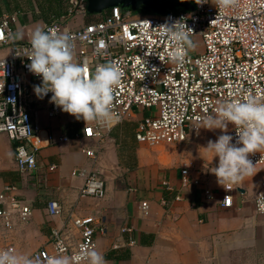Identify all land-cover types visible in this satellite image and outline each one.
Here are the masks:
<instances>
[{"label":"built area","instance_id":"obj_1","mask_svg":"<svg viewBox=\"0 0 264 264\" xmlns=\"http://www.w3.org/2000/svg\"><path fill=\"white\" fill-rule=\"evenodd\" d=\"M68 2L65 15L44 27L68 32L74 44V59L84 65L89 74L98 64L111 62L124 73L120 83L114 88L112 110L118 117L107 124L89 123L83 135L100 143L110 130L130 120L136 111H146L137 123L134 139L147 147L160 145H181L199 138L193 126L200 118L212 111L220 102L241 99L251 93L264 102V0H234L233 6L221 9L219 0H207L196 4L192 0L190 10L166 12L163 14H136L129 8L112 7L98 14L99 18L77 29H70L67 21L78 14H84L81 1L72 6ZM191 29L192 40L199 37L200 48L187 51L182 64L170 62L168 52L171 44L159 27L165 23L180 20ZM13 15H3L0 19V47L10 46V54L0 59V135H5L13 143V161L18 173L26 175L37 169L38 152L45 144L56 141L53 136L46 137L43 143L39 125L32 121L27 105L30 97L27 86L39 85L40 77L28 71L29 40L17 44L13 38L11 24ZM101 43L104 45L100 47ZM193 50V51H192ZM47 99L49 118L59 115L60 109ZM227 134L237 135L229 125ZM58 142H66L60 136ZM99 145L94 150L83 152L91 159L97 157ZM256 167L264 166V150L248 157ZM49 170H53L50 167ZM180 188L190 184L198 185L191 178V168L183 164L180 169ZM72 176L82 178L79 198L102 199L105 195L103 181L95 173L84 169H74ZM163 186H167L163 182ZM232 185H224L220 206L229 208L232 201ZM207 200L213 199L210 190L203 192ZM264 183L261 184L254 199V211L264 215ZM179 199L178 196L175 197ZM143 211L146 204L142 203ZM50 217L59 216L62 208L57 201L46 203ZM31 217L30 207L19 198L14 184L0 187V249L15 250L7 242V235L16 223L25 224ZM71 227L79 234L73 241L68 229L51 230L49 244L51 249L40 247L29 256L35 264H48L49 258L58 252L74 253L85 247H95L97 237L106 235L105 224L97 217L73 216ZM67 229V230H66ZM129 234L127 227L121 229ZM128 244H133L131 238Z\"/></svg>","mask_w":264,"mask_h":264},{"label":"crops","instance_id":"obj_2","mask_svg":"<svg viewBox=\"0 0 264 264\" xmlns=\"http://www.w3.org/2000/svg\"><path fill=\"white\" fill-rule=\"evenodd\" d=\"M50 7L49 0H0V19L13 15V38L17 44H25L34 26L44 27L47 17L41 11ZM98 18L99 15L78 14L67 25L77 29ZM77 19L80 20L76 22ZM9 54V45L0 47V59ZM31 82L26 102L32 121L39 125L43 143L50 135L56 142L45 144L37 155V169L22 175L14 165L13 143L0 135V187L14 184L19 198L31 209L29 221L16 223L7 235V242L16 252L29 256L40 247L51 249V230L64 231L65 226L77 242L79 234L71 227V218L93 216L106 226V235L98 236L96 243L107 264H264V215L254 211L256 193L264 183V166L254 168L252 177L232 184L231 206L221 207L223 186L207 171L211 155L200 149L208 140L214 141L219 130L200 129L194 142L147 147L134 139L136 123L146 115L140 110L125 121L135 122L131 136L121 135V123L98 143L83 135L89 122L61 111L49 118L48 101L36 98ZM229 128L228 125V131ZM60 136H66L68 141L58 142ZM98 145L95 159L83 152L95 150ZM216 163L213 158L209 167ZM183 164L191 168V178L198 181L197 186L180 188ZM74 169L95 173L103 181L104 197L79 198L82 178L71 175ZM205 190L212 192L213 199L205 198ZM50 200L60 204L59 216L47 214L46 203ZM142 203L146 204L145 211ZM124 227L131 232L123 234Z\"/></svg>","mask_w":264,"mask_h":264},{"label":"clouds","instance_id":"obj_3","mask_svg":"<svg viewBox=\"0 0 264 264\" xmlns=\"http://www.w3.org/2000/svg\"><path fill=\"white\" fill-rule=\"evenodd\" d=\"M205 2L207 0H197L196 4ZM233 3L234 0H219L222 10ZM159 28L171 44L170 62L182 64L187 51L194 48L189 36L191 29L185 22L181 23V19ZM29 45L28 71L41 80L39 85L33 86L37 99L51 93L50 103L85 123L107 124L118 119L112 110L114 88L124 75L118 65L98 64L89 74L88 69L74 59L71 34L40 24L31 30ZM100 47L104 45L101 43ZM228 125H232L237 135L235 142L233 136L227 134ZM191 128L197 134L200 129L220 131L214 141L208 140L200 148L211 155L207 171L215 176L218 185L236 184L254 175L256 164L248 157L264 150V102L251 93L241 99L220 101ZM213 158L217 163L209 167ZM0 264H35V260L15 250L0 249ZM48 264H107V261L95 247H85L71 254L58 252L49 258Z\"/></svg>","mask_w":264,"mask_h":264},{"label":"water","instance_id":"obj_4","mask_svg":"<svg viewBox=\"0 0 264 264\" xmlns=\"http://www.w3.org/2000/svg\"><path fill=\"white\" fill-rule=\"evenodd\" d=\"M90 7L99 12L106 11L112 7L121 6L123 8L141 9L148 8V11L163 14L172 8L190 10L192 0H87ZM131 9V11H132Z\"/></svg>","mask_w":264,"mask_h":264},{"label":"trees","instance_id":"obj_5","mask_svg":"<svg viewBox=\"0 0 264 264\" xmlns=\"http://www.w3.org/2000/svg\"><path fill=\"white\" fill-rule=\"evenodd\" d=\"M70 0H49L50 4L52 5V7H50L47 11H42L44 12V14H46V19H45V24H50L52 22L55 21H59L66 13V8L68 6V2ZM81 1L85 12L86 13H102L99 12L97 9H94L93 7H90L87 0H73L72 2V6L73 5H77V2ZM64 2H66V8H64ZM130 10L132 9L131 7L129 8ZM182 9L176 7V8H172L170 10H168V12H176V11H181ZM132 11L134 13H138V14H148V8L143 7L141 9H132ZM151 14L155 13L153 11L150 12Z\"/></svg>","mask_w":264,"mask_h":264},{"label":"rangeland","instance_id":"obj_6","mask_svg":"<svg viewBox=\"0 0 264 264\" xmlns=\"http://www.w3.org/2000/svg\"><path fill=\"white\" fill-rule=\"evenodd\" d=\"M66 2H64V8H66ZM42 12V11H41ZM149 13L148 14H151L150 11H148ZM42 14H44V12H42ZM89 15H95L97 16L98 13H87ZM138 14V13H136ZM80 19H77L76 22H78ZM73 23V21H69L68 24H71ZM192 42L194 44V47L196 48H200V45H201V40L199 37H194L192 38ZM193 51V50H192ZM134 125H135V122H123L119 127L118 129H120V133L121 135L123 136H131L133 134V130H134ZM205 143V142H204ZM161 146V145H160ZM166 146V145H164ZM159 147V146H157ZM153 148H156V147H153Z\"/></svg>","mask_w":264,"mask_h":264}]
</instances>
